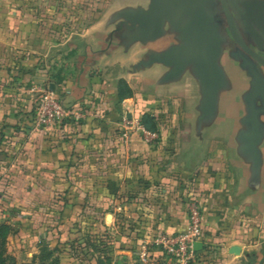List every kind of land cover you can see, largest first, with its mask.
Masks as SVG:
<instances>
[{
	"label": "crops",
	"instance_id": "1",
	"mask_svg": "<svg viewBox=\"0 0 264 264\" xmlns=\"http://www.w3.org/2000/svg\"><path fill=\"white\" fill-rule=\"evenodd\" d=\"M38 1L0 0V223L8 214L4 209L16 207L37 224L53 223L50 227L63 241L91 240L94 250L115 261L142 262L146 249L148 263L172 264L153 242L183 231L189 202L197 199L206 224L204 248L195 264H258L264 244V201H258L264 167L261 183L254 185L250 164L238 154L225 125L197 134L200 95L195 80L194 86L185 80L160 85L167 71L160 65L119 75L114 70L104 75L98 68L102 60L113 67L118 59L138 63L150 49L172 45L173 36L127 51L113 34L114 24L99 20L84 28L72 22L74 11L57 9L55 0ZM126 7L137 6L115 12ZM135 55L139 58L132 61ZM87 61L94 72L83 71ZM130 77L153 79L155 90L143 94ZM120 80L134 92L122 103ZM52 86L83 118L37 129L42 91ZM182 94L187 118H159L169 109L165 102L178 110ZM146 113L157 119L156 140L135 122H123L129 114V120L139 121ZM70 218L93 223V234L88 225L74 233L65 224ZM45 235L48 241L55 236ZM70 246L61 254L71 253ZM233 246L241 248V255L230 253ZM72 262L78 263L75 257Z\"/></svg>",
	"mask_w": 264,
	"mask_h": 264
},
{
	"label": "water",
	"instance_id": "2",
	"mask_svg": "<svg viewBox=\"0 0 264 264\" xmlns=\"http://www.w3.org/2000/svg\"><path fill=\"white\" fill-rule=\"evenodd\" d=\"M109 24L115 25L113 34L127 51L136 44L147 46L173 36L172 45L161 51L150 49L133 64V73L160 65L167 69L159 80L160 85L178 83L185 75H191L200 95L196 122L199 136L214 126L220 116L222 97L233 89L224 64L231 42L257 61L241 51L231 54L252 78L251 88L243 96L247 116L242 120L243 124L252 126V131L239 134L238 141L245 144L237 151L250 164L252 183L259 185L264 167L260 148L264 135L257 129L261 125L259 114L264 111V74L260 67L264 66V59L249 48L245 36L260 50L264 49V0H149L147 7L116 11ZM51 90L54 91V86ZM258 101L262 108L257 107ZM128 118L132 116L129 114ZM194 247L200 251L203 243ZM230 253L239 256L242 250L233 246Z\"/></svg>",
	"mask_w": 264,
	"mask_h": 264
},
{
	"label": "rangeland",
	"instance_id": "3",
	"mask_svg": "<svg viewBox=\"0 0 264 264\" xmlns=\"http://www.w3.org/2000/svg\"><path fill=\"white\" fill-rule=\"evenodd\" d=\"M55 2L57 3L54 6L57 9H59L60 7H65L66 8L65 12L74 11L75 17L71 19L72 22L76 24L80 23L81 27L88 28L89 25H93V23H97L99 20H101L103 23H109L111 16L115 13L116 8L125 7V6L145 5L147 3V0H66V1L55 0ZM44 3L45 0L38 1L39 5H43ZM28 4L29 2H27V5ZM77 15H79V17ZM71 16L73 15L71 14ZM138 58L139 57L135 55L133 56L132 61H136ZM118 62H119L118 65L113 67L112 63L110 65H107L106 64L107 60H102L100 63H98L100 64L98 68H101L103 70L102 73L104 75L109 71L111 72V70L112 71L114 70V73L117 75H119L120 73H133L132 65H130L131 61L118 59ZM87 63L89 64L88 61L82 64V66L85 67V68L82 67L83 71L85 72L88 71L89 73L94 72L93 70L95 69L90 71L91 66H88ZM224 64L226 66V70L229 76L232 77L234 80H236V87H235L236 89L231 92V95H227V93L224 94V96L226 97L224 98L221 114L218 120L215 122L214 126L211 128V131L214 132L216 129L220 128L219 127L220 125H225L223 127L229 131L228 133L230 135H232L236 129L235 121L241 115V111L243 108L242 103L240 102L241 101L240 97L247 90V84H245L243 81L240 80L241 72L235 65H233V62H231V60L228 58L227 55L224 58ZM121 66H125V67L122 68ZM138 73H133V74H138ZM130 78H131L130 80H133L134 86L140 89V91L143 92V94H148L147 92H150L151 90H155L154 82H152L153 79L151 78L142 79V81H139L138 78L140 77H130ZM184 80H185L184 84L189 86H194L193 85L194 79L191 75L189 74L185 75L183 81ZM179 100H181L182 102L180 106L177 107L178 110H176V108L171 110L170 107H168V104H166L167 102H165V106H167V108L169 109H165L163 112H161L159 118H161L162 120L164 119L165 121L168 119H172L173 117L185 120V118H187L188 107H187V100L185 99L184 94L179 96ZM157 101L159 103L161 102V99L160 100L157 99ZM137 104L138 103H136V105ZM133 106L134 104L132 105V107ZM124 119H126V117ZM167 129H172V128L166 127V130ZM4 212H7L8 214L5 217L4 220L5 222L0 224L8 225L12 230V233L10 234L7 240V245H6L7 253L9 256L13 257L18 263L42 264L43 263L42 260L46 258L47 260L45 261V264H48L51 262V260L54 257H57L58 255L63 253V251H65V249L67 248V245H71L69 248L71 249V253L69 254L70 256L74 254V257L77 259L78 262L77 264H112L115 261V258L112 255H109L107 252L104 251L97 252L96 250H94L95 248L91 240H87L85 242L75 237L74 240L63 241L62 238L57 237L60 236L61 233H59L57 230L54 233L53 232L54 228L52 230V228L50 227L53 225V223L48 222L46 224V222L43 223L39 222L37 224L35 222L34 217H30L29 215L22 214L21 210L16 207L15 208L8 207L4 209ZM59 223L60 221L58 222V224ZM65 224L67 225L68 228H71L74 231V233L80 232L81 226H87V225H88L87 227L92 229L91 234H93L94 232L93 223L83 224L80 222L72 221L70 218L69 222L67 221V223ZM36 225H38L40 229L38 230L35 229L34 226ZM47 233L55 234V236H53L54 237L53 240L48 241L46 239L45 234ZM49 252L53 253L52 258L49 256ZM115 262H117L116 264H131L127 262H120V260L118 261L116 260ZM134 264H146V263L140 261L139 263H134Z\"/></svg>",
	"mask_w": 264,
	"mask_h": 264
},
{
	"label": "built area",
	"instance_id": "4",
	"mask_svg": "<svg viewBox=\"0 0 264 264\" xmlns=\"http://www.w3.org/2000/svg\"><path fill=\"white\" fill-rule=\"evenodd\" d=\"M72 117L78 120L83 118L80 113L67 107L60 95L52 91L50 87L43 89L36 118L37 129L61 125ZM123 122L127 126L135 122L144 135L158 139V134L147 131L139 121L126 118ZM125 137L128 138V134ZM205 224L206 220L200 202L197 199H192L189 202L187 227L181 232L164 234L156 238L153 245L161 247L171 259L172 264H195L199 260V251H196L194 246L196 243H203L204 248ZM141 256L142 262L148 264L146 249Z\"/></svg>",
	"mask_w": 264,
	"mask_h": 264
},
{
	"label": "flooded vegetation",
	"instance_id": "5",
	"mask_svg": "<svg viewBox=\"0 0 264 264\" xmlns=\"http://www.w3.org/2000/svg\"><path fill=\"white\" fill-rule=\"evenodd\" d=\"M258 31H259V29H257ZM260 32V31H259ZM245 41H246V43L248 44V46H249V48L251 49V50H253L257 55H259L260 57H262L263 59H264V49L263 50H260L258 47H257V45H255L254 44V41L251 39V38H248L247 36H245ZM237 51H241V52H243L245 55H247L251 60H253L255 63L257 62V61H255L253 58H252V56H250L249 54H247L241 47H239L234 41H232L231 42V46H230V48H229V50H228V57H229V59L231 60V62H233V65H235L238 69H239V71L241 72V76H240V80L241 81H243L245 84H247V90L241 95V97H240V99H241V103H242V111H241V115L236 119V123H235V127H236V129H235V131L233 132V134L231 135V138H233L234 140H235V148H236V150H239V148L240 147H242V145H244L245 144V142H243V141H241V142H239L238 141V136H239V134L241 133V132H244L245 134H248V133H250L251 131H252V126L250 125V124H243L242 123V120H243V118L245 117V116H247V107H246V105H245V103H244V100H243V96H244V94L246 93V92H248L249 90H250V88H251V82H252V78H250L248 75H247V73L246 72H244L241 68H240V65H239V63H237L236 61H234L232 58H231V54L232 53H235V52H237ZM258 64V63H257ZM226 67V66H225ZM260 67H261V70H262V72H263V74H264V66H262V65H260ZM231 78V81H232V85H233V89H232V91L233 90H235L236 88V80H234L232 77H230ZM231 91V92H232ZM231 92H229V93H227V95H231ZM226 96H223L222 97V99H221V106H220V114H221V111H222V105H223V102H224V98H225ZM228 98V97H227ZM240 99H238V100H240ZM235 102H236V99H235ZM257 107L258 108H262V104H261V102H257ZM259 119H260V123H261V125L257 128L259 131H260V133H263V135H264V111L263 112H261L260 114H259ZM260 148H261V151H262V153H263V156H264V139H263V141H262V143H261V146H260ZM258 201H260L259 202V204L261 203V202H263L264 201V186L262 187V191L258 194ZM258 211H260V210H258ZM260 217L261 218H264V211L263 212H260ZM261 252L263 253L262 255L263 256H261V259H260V261L258 262V264H260L261 263V260H263L264 259V244H261Z\"/></svg>",
	"mask_w": 264,
	"mask_h": 264
},
{
	"label": "trees",
	"instance_id": "6",
	"mask_svg": "<svg viewBox=\"0 0 264 264\" xmlns=\"http://www.w3.org/2000/svg\"><path fill=\"white\" fill-rule=\"evenodd\" d=\"M134 97V92L125 80H120L118 83V101L122 103L126 99H131ZM140 125L151 133L158 132V123L157 119L146 113L140 116L139 118ZM12 230L10 226L6 224H0V264H24L18 263L13 257L9 256L7 253V240ZM45 251V250H44ZM49 256L52 258L53 253L49 252ZM47 259H43V263ZM73 257L69 254H60L57 257H54L48 264H72Z\"/></svg>",
	"mask_w": 264,
	"mask_h": 264
}]
</instances>
